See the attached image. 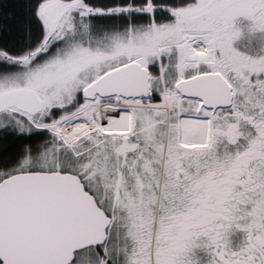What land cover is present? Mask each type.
I'll list each match as a JSON object with an SVG mask.
<instances>
[{"label":"snow or ice","instance_id":"snow-or-ice-1","mask_svg":"<svg viewBox=\"0 0 264 264\" xmlns=\"http://www.w3.org/2000/svg\"><path fill=\"white\" fill-rule=\"evenodd\" d=\"M0 264H264V0H0Z\"/></svg>","mask_w":264,"mask_h":264}]
</instances>
